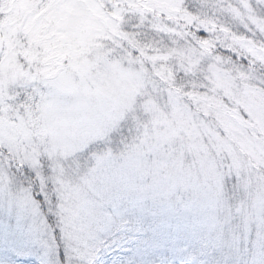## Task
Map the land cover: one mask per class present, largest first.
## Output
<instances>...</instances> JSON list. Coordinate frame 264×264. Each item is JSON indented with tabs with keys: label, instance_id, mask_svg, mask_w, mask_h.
I'll return each instance as SVG.
<instances>
[{
	"label": "snow or ice",
	"instance_id": "1",
	"mask_svg": "<svg viewBox=\"0 0 264 264\" xmlns=\"http://www.w3.org/2000/svg\"><path fill=\"white\" fill-rule=\"evenodd\" d=\"M93 7L134 86L69 150L87 98L0 72V264H264V120L233 103L264 90V0Z\"/></svg>",
	"mask_w": 264,
	"mask_h": 264
},
{
	"label": "rangeland",
	"instance_id": "2",
	"mask_svg": "<svg viewBox=\"0 0 264 264\" xmlns=\"http://www.w3.org/2000/svg\"><path fill=\"white\" fill-rule=\"evenodd\" d=\"M93 3L94 0H8L3 9L9 24L0 35V48L7 54L0 72L8 81L19 79L23 73L18 62L26 60L34 70L53 79L62 93L87 98V104L64 125L69 150L76 142L90 138L92 129L103 123L134 86L133 69L108 55L107 30ZM244 83L247 82L236 81L239 86L233 93V103L249 108L264 120V90L246 88ZM53 183L58 189L62 187L55 179ZM73 191L82 194L78 186ZM58 194L67 201V193ZM127 246L135 244H126L121 251L126 252Z\"/></svg>",
	"mask_w": 264,
	"mask_h": 264
},
{
	"label": "trees",
	"instance_id": "3",
	"mask_svg": "<svg viewBox=\"0 0 264 264\" xmlns=\"http://www.w3.org/2000/svg\"><path fill=\"white\" fill-rule=\"evenodd\" d=\"M128 247V246H127Z\"/></svg>",
	"mask_w": 264,
	"mask_h": 264
}]
</instances>
